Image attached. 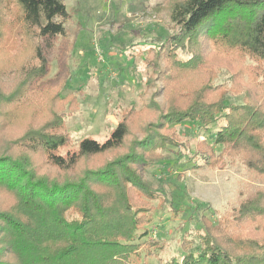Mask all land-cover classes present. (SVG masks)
Masks as SVG:
<instances>
[{
    "label": "trees",
    "instance_id": "1",
    "mask_svg": "<svg viewBox=\"0 0 264 264\" xmlns=\"http://www.w3.org/2000/svg\"><path fill=\"white\" fill-rule=\"evenodd\" d=\"M163 1L174 31L153 38L142 61L150 69L145 86L160 57L166 87L177 83L167 111L154 130L150 124L142 139L134 137L150 108L146 87L141 106L128 109L105 139L85 136L70 147L65 119L77 108L76 95L41 97L47 83L62 89L69 80L70 11L63 0H0V264H143L140 248L145 243L150 253L156 242L140 240L147 231H139L151 221L150 201L158 194L142 168L177 144L168 125L186 120L217 124L212 142L221 151L198 138L191 157L202 162L195 166L216 167L225 155L252 176L217 222L202 218L198 243L185 239V252L167 263L264 264V0ZM6 30L20 37L13 56L19 59L11 64L4 62ZM56 41L57 70L46 78ZM219 66L227 73L223 82L214 81ZM186 79L194 81L183 100L177 92ZM227 83L231 92H222ZM229 93L241 102H226ZM181 144L190 151L188 140ZM120 149L103 165L84 164Z\"/></svg>",
    "mask_w": 264,
    "mask_h": 264
},
{
    "label": "rangeland",
    "instance_id": "2",
    "mask_svg": "<svg viewBox=\"0 0 264 264\" xmlns=\"http://www.w3.org/2000/svg\"><path fill=\"white\" fill-rule=\"evenodd\" d=\"M63 1L71 14L67 24L73 41L68 54L70 77L62 89L58 84L47 83L49 86L41 91V97L58 92L62 96L69 92L76 95L77 108L65 119L71 135L70 147H73L85 136L105 139L128 109L141 106L139 93L147 87L144 80L150 72L142 61L146 47L155 43L153 38H163L175 27L169 20V4L163 0ZM235 12L237 9L233 14ZM2 39L9 47L4 62L11 64L19 59V56H13L18 52L20 37L14 31L6 30ZM58 45L59 41H56L49 55L46 78H52L57 70ZM24 53L28 55L29 51ZM180 56L184 57V54L180 53ZM0 60L4 64L3 54H0ZM162 60L160 57L155 78L150 79L145 91L150 108L140 121L141 129H134L137 140L142 139L150 124V130L156 128L157 116L167 111L170 97L175 94L172 88L177 83L166 87L170 77L166 75ZM221 60L216 61L221 64ZM213 71L214 81H225L227 73H223L221 66ZM193 81L186 79L185 87L177 93L181 92L183 97L188 95ZM229 87L227 83L221 91L231 92L226 91ZM226 102L240 103L241 96L229 93ZM168 126L177 144L158 150L141 172L148 186L158 194V198L150 201L151 221L139 231H147L140 240L156 242L155 246H149L150 253L145 243L140 248L139 261L143 264H168L173 255L179 259L185 252L181 242L186 239L198 243L202 218L217 222L223 211L235 203L239 188L252 176L245 164L239 160L232 163L225 155L216 167L195 166V162H202L191 157L198 138L207 139L215 154L221 151V145L212 142L216 123L204 128L186 120ZM187 140L190 151L181 144ZM123 152L125 150L120 149L95 155L84 160V164L103 165Z\"/></svg>",
    "mask_w": 264,
    "mask_h": 264
}]
</instances>
